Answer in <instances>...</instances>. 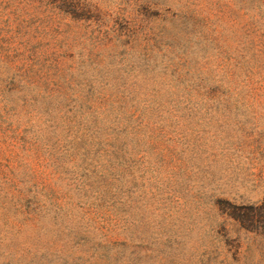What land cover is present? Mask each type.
I'll use <instances>...</instances> for the list:
<instances>
[{
  "label": "rangeland",
  "instance_id": "1",
  "mask_svg": "<svg viewBox=\"0 0 264 264\" xmlns=\"http://www.w3.org/2000/svg\"><path fill=\"white\" fill-rule=\"evenodd\" d=\"M0 0V264H264V0Z\"/></svg>",
  "mask_w": 264,
  "mask_h": 264
},
{
  "label": "trees",
  "instance_id": "2",
  "mask_svg": "<svg viewBox=\"0 0 264 264\" xmlns=\"http://www.w3.org/2000/svg\"><path fill=\"white\" fill-rule=\"evenodd\" d=\"M40 1H44L46 4H49L52 7H56L58 10L68 13L79 10V4L76 2V0H40Z\"/></svg>",
  "mask_w": 264,
  "mask_h": 264
}]
</instances>
